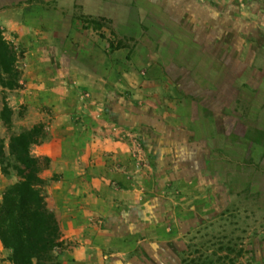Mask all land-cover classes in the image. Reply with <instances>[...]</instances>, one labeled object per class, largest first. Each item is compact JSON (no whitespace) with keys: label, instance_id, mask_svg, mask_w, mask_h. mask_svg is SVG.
<instances>
[{"label":"rangeland","instance_id":"374dc122","mask_svg":"<svg viewBox=\"0 0 264 264\" xmlns=\"http://www.w3.org/2000/svg\"><path fill=\"white\" fill-rule=\"evenodd\" d=\"M133 1L149 7L145 24L161 22L160 32L131 29L135 17L125 9L108 11L122 12L116 14L119 25L93 15L94 0L72 17L71 34L90 30L106 38L111 62L138 71L139 90L117 92L133 99L134 107L114 110L139 124L133 125V137L124 139L131 153L125 173L116 176L121 187L112 184L106 191L117 203L109 204L106 217L81 222L75 238L61 239L55 250L59 264H264V183L250 184L243 176L258 166L262 151L249 149L241 138L247 127L264 123L252 119L246 105L253 99L258 110L264 101V26L242 25L247 17L242 7L233 26L221 25L228 22L222 13L199 11L198 0H160L154 7L149 0ZM28 3L26 20L62 19L51 7L54 0ZM2 30L19 54L22 72L30 44L16 42L19 33ZM51 30L62 29L54 24L47 34ZM24 33L35 34L28 27ZM21 87L20 80L12 90L0 85V145L7 153L14 134L37 126L41 142L45 137L43 124L29 121ZM17 180L13 171L5 176L0 165V202ZM119 191L123 195L117 198ZM11 256L0 241V264H13Z\"/></svg>","mask_w":264,"mask_h":264},{"label":"crops","instance_id":"0c3cea01","mask_svg":"<svg viewBox=\"0 0 264 264\" xmlns=\"http://www.w3.org/2000/svg\"><path fill=\"white\" fill-rule=\"evenodd\" d=\"M1 1L0 27L6 33H19L16 42L30 44L24 54L20 79L24 93L22 102L32 116L29 121L43 124L45 133L43 141L33 147V154L49 159L48 166L41 172L46 181L47 204L59 221L62 239H72L81 232V222L85 224L87 219L101 215L106 217L109 204L117 203L108 200L106 191L112 184L121 187L116 176L125 173V163L131 153L124 139L129 134L133 137V125H138L139 121L136 117L134 122V118L118 114L114 107H120L121 111L134 107L133 99L127 100L117 92L139 90V73L134 69L124 70L121 62H111L114 55L105 46L106 38L87 33L90 30H84L83 34L70 33L73 15L79 13L80 6L86 7L89 0L82 3L54 0L51 7L62 13L59 22L41 17L24 19L30 8L29 0ZM149 1L153 7L160 3V0ZM198 3L199 11H210L213 15L222 13V18L228 22L221 25L232 22L235 26V20L239 19L236 11L242 7L247 16L242 25L264 26V0H198ZM109 5L105 0H94L93 15L110 18L119 25L122 19L116 14L122 12L116 11L113 16L111 11L108 15ZM165 6L166 3L162 4L161 9L166 10ZM139 8L150 10L149 7ZM123 9L133 14L130 8H119ZM85 11L83 9L87 15ZM251 14L255 16L253 24L249 21ZM121 18L125 19L124 14ZM54 24L62 30H51V34H47V29ZM160 26L161 22H154L145 30L149 35H156ZM27 27L35 32L28 33L33 36H26ZM246 105L252 119L264 121V101L258 110L253 99ZM129 124L131 130L126 127ZM241 138L246 139L243 144L249 149L252 145L260 148L262 152L256 155L260 163L264 153V123L260 127H247ZM122 195L123 192H116L117 198Z\"/></svg>","mask_w":264,"mask_h":264},{"label":"trees","instance_id":"16d2710c","mask_svg":"<svg viewBox=\"0 0 264 264\" xmlns=\"http://www.w3.org/2000/svg\"><path fill=\"white\" fill-rule=\"evenodd\" d=\"M109 10L120 7L133 11L132 20L136 21L131 29L143 26L144 18H149L145 10H141L133 0H105ZM185 44H178L183 47ZM19 54L15 46L9 42L0 28V85L12 90L18 86L21 72ZM7 114L3 119L7 120ZM40 127H33L10 138L8 153L4 143L0 145L1 171L6 176L15 172L18 180L8 186L0 202V241L12 252L13 264H59L55 250L62 244V232L55 213L48 207L46 181L41 172L49 164L46 157H37L32 147L42 140ZM244 159V158H243ZM264 153L258 166H251L243 176L247 183L260 180L264 183Z\"/></svg>","mask_w":264,"mask_h":264}]
</instances>
